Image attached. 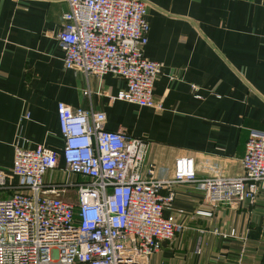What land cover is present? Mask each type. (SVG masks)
<instances>
[{
    "label": "crops",
    "instance_id": "crops-1",
    "mask_svg": "<svg viewBox=\"0 0 264 264\" xmlns=\"http://www.w3.org/2000/svg\"><path fill=\"white\" fill-rule=\"evenodd\" d=\"M145 2L143 55L160 64L151 90L159 110L113 98L124 87L116 75L63 66L54 34L66 0H0V168L9 171L16 143H41L62 166L60 100L143 138L155 174L169 175L182 155L197 177L240 172L248 127L264 129V0ZM174 193L163 214L184 228L147 264H264V186L249 205H210L193 181Z\"/></svg>",
    "mask_w": 264,
    "mask_h": 264
},
{
    "label": "built area",
    "instance_id": "built-area-1",
    "mask_svg": "<svg viewBox=\"0 0 264 264\" xmlns=\"http://www.w3.org/2000/svg\"><path fill=\"white\" fill-rule=\"evenodd\" d=\"M66 4L54 34L63 66L116 75L124 87L113 98L159 110L151 90L160 64L143 55L145 0ZM55 113L62 166L51 148L16 143L9 171L0 168V264H147L184 228L163 214L176 183L193 181L206 203L230 206L249 205L264 186V129L248 127L237 174L197 177L182 155L168 175L145 164L143 138L105 128L104 112L59 100ZM51 170L60 177H44Z\"/></svg>",
    "mask_w": 264,
    "mask_h": 264
},
{
    "label": "rangeland",
    "instance_id": "rangeland-1",
    "mask_svg": "<svg viewBox=\"0 0 264 264\" xmlns=\"http://www.w3.org/2000/svg\"><path fill=\"white\" fill-rule=\"evenodd\" d=\"M53 174H52V176L54 177V178H59L60 177V174H57V172L55 171V170H53Z\"/></svg>",
    "mask_w": 264,
    "mask_h": 264
}]
</instances>
